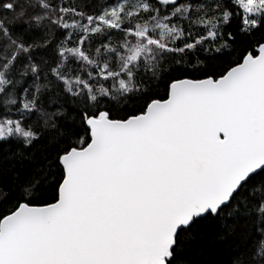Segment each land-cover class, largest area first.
<instances>
[{
    "label": "snow or ice",
    "instance_id": "6c2138e0",
    "mask_svg": "<svg viewBox=\"0 0 264 264\" xmlns=\"http://www.w3.org/2000/svg\"><path fill=\"white\" fill-rule=\"evenodd\" d=\"M0 264H264V0H0Z\"/></svg>",
    "mask_w": 264,
    "mask_h": 264
}]
</instances>
